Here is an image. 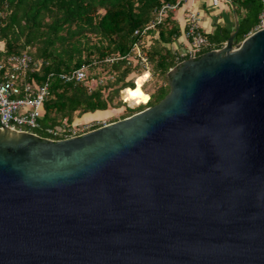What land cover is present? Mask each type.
<instances>
[{
  "label": "water",
  "instance_id": "1",
  "mask_svg": "<svg viewBox=\"0 0 264 264\" xmlns=\"http://www.w3.org/2000/svg\"><path fill=\"white\" fill-rule=\"evenodd\" d=\"M79 136L0 127V264H264V29Z\"/></svg>",
  "mask_w": 264,
  "mask_h": 264
},
{
  "label": "trees",
  "instance_id": "2",
  "mask_svg": "<svg viewBox=\"0 0 264 264\" xmlns=\"http://www.w3.org/2000/svg\"><path fill=\"white\" fill-rule=\"evenodd\" d=\"M175 2L0 0V61L26 53L31 59L29 80L47 85L39 128L30 132L52 139L46 129H56L64 123L70 127L75 117L122 108L123 119L162 100L169 91V70L185 59H178L171 47L181 33L171 11L160 24L145 28L154 21L156 10ZM231 2L238 20L234 42L239 43L253 32L262 4L260 0ZM229 35L220 28L205 35L210 47L201 55L223 47ZM135 45L145 55L154 81L152 91L146 89L148 82L141 88L147 100L129 108L119 96L124 100L134 91L135 79L143 72L132 61ZM82 67L88 68L83 81L65 82L59 78ZM99 127L92 125L85 132Z\"/></svg>",
  "mask_w": 264,
  "mask_h": 264
},
{
  "label": "built area",
  "instance_id": "3",
  "mask_svg": "<svg viewBox=\"0 0 264 264\" xmlns=\"http://www.w3.org/2000/svg\"><path fill=\"white\" fill-rule=\"evenodd\" d=\"M187 1L191 0H176L174 4H163L155 11L154 21L145 30L160 24L167 12L178 9ZM218 1L212 0V4L215 5ZM260 1L262 8L253 32L264 29V0ZM183 35L188 46L184 51L177 53L178 59L197 58L201 55V52L208 50L210 47L201 30L200 19L193 12H188L186 15ZM132 53V61L143 69L141 75L145 73L148 75V78L141 85L142 88L150 77L147 59L138 45H135ZM30 66L31 59L26 53L10 56L4 61H0V127L29 133H31L30 130L39 128L38 119L42 115L43 101L47 95V85H38L34 80H29ZM87 71V67H82L70 73L61 74L59 78L65 82H79L86 79ZM45 132L52 137L50 140L67 139L85 133L79 131L73 123L70 127H67L64 123L62 127L48 128Z\"/></svg>",
  "mask_w": 264,
  "mask_h": 264
},
{
  "label": "crops",
  "instance_id": "4",
  "mask_svg": "<svg viewBox=\"0 0 264 264\" xmlns=\"http://www.w3.org/2000/svg\"><path fill=\"white\" fill-rule=\"evenodd\" d=\"M171 12L172 19L177 23L181 33L180 37L171 44L172 49L177 53L184 51L188 46L183 35L188 12H193L199 17L200 27L204 35L211 34L215 28L230 33L235 28V8L231 0H219L215 5L212 4V0H191ZM2 48L3 44L0 43V50Z\"/></svg>",
  "mask_w": 264,
  "mask_h": 264
},
{
  "label": "rangeland",
  "instance_id": "5",
  "mask_svg": "<svg viewBox=\"0 0 264 264\" xmlns=\"http://www.w3.org/2000/svg\"><path fill=\"white\" fill-rule=\"evenodd\" d=\"M148 78V75L145 73L144 75H140L136 78V85L137 88L134 91H131L128 96L123 100L121 98V95L119 93L120 99L126 103L127 107L129 108H135L140 103H143L147 100V94L143 92L141 89L142 83ZM153 81L151 80V76L149 77L148 83L146 85V89L148 91H152L153 89ZM123 114V109H108L107 111H98L94 112L92 114H85L81 117H75L73 119V124L79 131H86L90 128V126H103L109 123H112V121H117L121 119V116Z\"/></svg>",
  "mask_w": 264,
  "mask_h": 264
}]
</instances>
